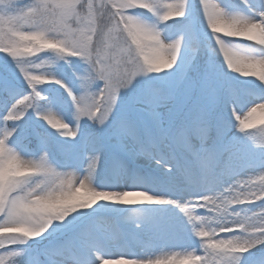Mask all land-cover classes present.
I'll return each mask as SVG.
<instances>
[{
    "label": "snow or ice",
    "instance_id": "obj_1",
    "mask_svg": "<svg viewBox=\"0 0 264 264\" xmlns=\"http://www.w3.org/2000/svg\"><path fill=\"white\" fill-rule=\"evenodd\" d=\"M257 110L264 0H0V264H264Z\"/></svg>",
    "mask_w": 264,
    "mask_h": 264
},
{
    "label": "bare ground",
    "instance_id": "obj_2",
    "mask_svg": "<svg viewBox=\"0 0 264 264\" xmlns=\"http://www.w3.org/2000/svg\"><path fill=\"white\" fill-rule=\"evenodd\" d=\"M262 114H263V111L257 110V112L254 114V116L252 117L251 121H249V123L250 124H257L260 121Z\"/></svg>",
    "mask_w": 264,
    "mask_h": 264
},
{
    "label": "rangeland",
    "instance_id": "obj_3",
    "mask_svg": "<svg viewBox=\"0 0 264 264\" xmlns=\"http://www.w3.org/2000/svg\"><path fill=\"white\" fill-rule=\"evenodd\" d=\"M246 43H250V42H246ZM245 115H246V113H245ZM263 123H264V111H263V114L261 115L260 121L257 124H251L252 127L249 129L255 128L256 125L258 126V125L263 124ZM246 130H248V129H246ZM262 138H264V137H262ZM176 251H180V249H176Z\"/></svg>",
    "mask_w": 264,
    "mask_h": 264
},
{
    "label": "trees",
    "instance_id": "obj_4",
    "mask_svg": "<svg viewBox=\"0 0 264 264\" xmlns=\"http://www.w3.org/2000/svg\"><path fill=\"white\" fill-rule=\"evenodd\" d=\"M261 128H264V125H260V126H258V127L253 128V129H250V130H248V131H256L257 129H261ZM258 138H262V136H259V135H258Z\"/></svg>",
    "mask_w": 264,
    "mask_h": 264
}]
</instances>
